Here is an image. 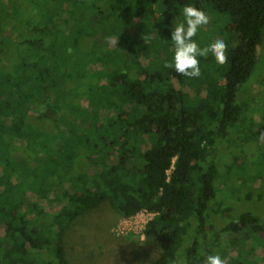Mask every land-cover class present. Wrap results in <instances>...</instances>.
Listing matches in <instances>:
<instances>
[{
    "label": "trees",
    "instance_id": "obj_1",
    "mask_svg": "<svg viewBox=\"0 0 264 264\" xmlns=\"http://www.w3.org/2000/svg\"><path fill=\"white\" fill-rule=\"evenodd\" d=\"M189 4L219 16L212 42L227 45L226 62L201 59L197 79L165 67L175 46L163 36L171 40ZM5 8L0 264H67V227L107 202L122 217L153 215L142 234L160 251L149 264L217 254L224 264H264V115L250 96L264 65V0Z\"/></svg>",
    "mask_w": 264,
    "mask_h": 264
},
{
    "label": "rangeland",
    "instance_id": "obj_2",
    "mask_svg": "<svg viewBox=\"0 0 264 264\" xmlns=\"http://www.w3.org/2000/svg\"><path fill=\"white\" fill-rule=\"evenodd\" d=\"M8 0H0V17H9L6 5ZM210 23L202 27L203 34H199L201 43L205 46L212 43L217 34L216 21L218 15L207 9ZM182 12V8H181ZM180 17L181 13H180ZM9 31L5 32V36ZM166 42L170 43L166 36ZM170 38V37H169ZM148 43V42H144ZM263 50H258L261 55ZM10 65H7V67ZM258 66V65H257ZM264 65L256 67L250 96L264 115ZM252 80V79H251ZM243 156V161L247 159ZM259 162V160H257ZM248 169L249 163L243 164ZM257 204L250 202L247 208H256ZM152 218L146 211H139L130 217L119 216L113 206L103 203L91 212L76 219L67 227L64 235L63 254L67 264H149L159 255V246L154 239L147 240L142 232L145 223Z\"/></svg>",
    "mask_w": 264,
    "mask_h": 264
},
{
    "label": "clouds",
    "instance_id": "obj_3",
    "mask_svg": "<svg viewBox=\"0 0 264 264\" xmlns=\"http://www.w3.org/2000/svg\"><path fill=\"white\" fill-rule=\"evenodd\" d=\"M182 21L176 24L174 30L170 29V42L175 46L173 59L165 64L172 68L181 77L197 79L201 76V59L209 56L219 64L227 60V45L223 40H217L205 47H201L196 40L202 27L210 23L208 14L194 5H184L182 8ZM206 264H224L219 254L206 257Z\"/></svg>",
    "mask_w": 264,
    "mask_h": 264
},
{
    "label": "built area",
    "instance_id": "obj_4",
    "mask_svg": "<svg viewBox=\"0 0 264 264\" xmlns=\"http://www.w3.org/2000/svg\"><path fill=\"white\" fill-rule=\"evenodd\" d=\"M151 215H152V214H151ZM152 217H153V215H152ZM149 220H150V219H149ZM149 220H148V221H149ZM145 224H146V223H145ZM144 226H145V225H144Z\"/></svg>",
    "mask_w": 264,
    "mask_h": 264
}]
</instances>
